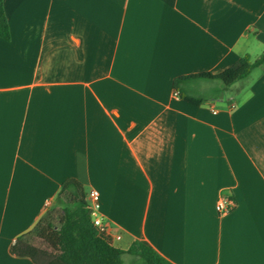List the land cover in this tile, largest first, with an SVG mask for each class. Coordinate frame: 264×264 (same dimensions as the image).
<instances>
[{
  "label": "crops",
  "instance_id": "0c3cea01",
  "mask_svg": "<svg viewBox=\"0 0 264 264\" xmlns=\"http://www.w3.org/2000/svg\"><path fill=\"white\" fill-rule=\"evenodd\" d=\"M2 5L0 264H33L9 247L69 178L98 191L116 248L139 241L170 264H264V71L200 105L172 88L257 58L264 0ZM220 195L236 203L226 215Z\"/></svg>",
  "mask_w": 264,
  "mask_h": 264
},
{
  "label": "trees",
  "instance_id": "16d2710c",
  "mask_svg": "<svg viewBox=\"0 0 264 264\" xmlns=\"http://www.w3.org/2000/svg\"><path fill=\"white\" fill-rule=\"evenodd\" d=\"M9 28L0 0V38L9 39ZM264 71V51L252 60L244 55L218 74L198 73L177 77L172 88L181 100L200 105L219 98L234 83L244 79L252 69ZM211 83L209 93H200L192 82ZM83 185L69 178L62 182L53 208L37 221L34 228L16 238L9 253L27 258L33 264H170L145 244L134 241L128 249L112 246L110 237L98 232L91 223L89 205ZM130 260L125 263L123 258Z\"/></svg>",
  "mask_w": 264,
  "mask_h": 264
},
{
  "label": "built area",
  "instance_id": "2783aa9c",
  "mask_svg": "<svg viewBox=\"0 0 264 264\" xmlns=\"http://www.w3.org/2000/svg\"><path fill=\"white\" fill-rule=\"evenodd\" d=\"M174 95L178 96L177 91H174ZM86 199L89 205L90 218L93 227L100 233L105 232L102 216L100 214V204H99V193L96 189H89L86 194ZM46 206L49 202L45 203ZM236 203L234 199L227 195H220L215 202L214 208L218 215H226L233 210ZM118 238V237H117Z\"/></svg>",
  "mask_w": 264,
  "mask_h": 264
},
{
  "label": "rangeland",
  "instance_id": "374dc122",
  "mask_svg": "<svg viewBox=\"0 0 264 264\" xmlns=\"http://www.w3.org/2000/svg\"><path fill=\"white\" fill-rule=\"evenodd\" d=\"M208 83V82H207ZM207 87V86H206ZM210 90H207V88L205 89V91L203 93H208ZM225 95H228V93H225ZM61 206L58 204L54 203V208H60ZM53 209V208H52Z\"/></svg>",
  "mask_w": 264,
  "mask_h": 264
}]
</instances>
